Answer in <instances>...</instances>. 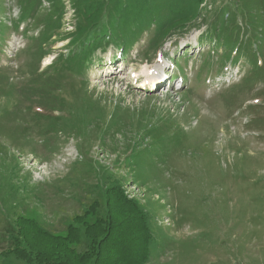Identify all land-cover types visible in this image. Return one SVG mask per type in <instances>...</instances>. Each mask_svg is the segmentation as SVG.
<instances>
[{"label": "rangeland", "instance_id": "374dc122", "mask_svg": "<svg viewBox=\"0 0 264 264\" xmlns=\"http://www.w3.org/2000/svg\"><path fill=\"white\" fill-rule=\"evenodd\" d=\"M23 1L0 0V264H24L1 253L18 217L64 233L114 182L151 218L148 264H264V46L252 65L243 43L227 55L206 41L218 12L233 10L241 28L237 0H203L198 28L158 48L151 29L125 54L96 52L82 74L60 62L76 24L69 0ZM56 5L59 31L39 63L36 40ZM37 79L58 80L62 113L91 121L53 155L34 121L47 101ZM143 142L155 145L144 168L131 157Z\"/></svg>", "mask_w": 264, "mask_h": 264}, {"label": "trees", "instance_id": "16d2710c", "mask_svg": "<svg viewBox=\"0 0 264 264\" xmlns=\"http://www.w3.org/2000/svg\"><path fill=\"white\" fill-rule=\"evenodd\" d=\"M39 1L33 0L32 3L34 5ZM202 1L69 0L76 24L69 41L71 51L60 62L67 70L75 69L82 74L96 52L114 47L125 54L132 47L134 39H139L151 29L154 33L148 43L158 48L166 38L182 36L188 34L191 28L199 27L198 7ZM236 5L242 18L241 28L235 26L237 18L233 10H228L231 15L229 18L227 10L218 12L214 21L208 25L216 36H209L206 41H213L218 47H226L227 55L230 52L242 55L241 47L244 46L250 52V63L254 65L255 55L264 46V0H237ZM57 7L47 18V26L44 31H40L36 40L38 50L41 51L39 63L45 56L43 50L49 49L51 36L59 31V23L55 18L60 12L63 16L65 8L62 10ZM228 24L233 25L229 32V28L225 27ZM48 83L47 79L36 80L35 85L41 84L40 90L46 93L47 101L46 106H41L42 114L33 116L34 121L42 122L44 136L53 137L43 145L48 147L53 141L55 147L48 148L53 155L60 150V137L72 139L74 133L82 132L83 129L85 131L91 121L79 112V115L67 116L65 109L63 114L59 107L67 104L54 94L58 91L55 87L59 82L55 80V86ZM148 146L150 149L147 151L144 148ZM154 147L153 142H143V147L134 150L131 157L136 155L135 163L142 166L146 155ZM10 239L11 245L1 253L24 264H148L157 247L149 214L136 200L128 199L122 186L116 182L105 189L102 206L94 200L81 214L72 218L64 233L47 232L34 219L21 216L15 222V232ZM83 243L84 250L78 251Z\"/></svg>", "mask_w": 264, "mask_h": 264}]
</instances>
